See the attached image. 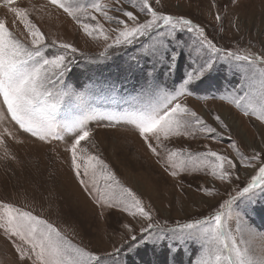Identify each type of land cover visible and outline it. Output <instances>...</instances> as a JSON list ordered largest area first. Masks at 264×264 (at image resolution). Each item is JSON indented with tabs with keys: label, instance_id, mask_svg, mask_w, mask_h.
I'll list each match as a JSON object with an SVG mask.
<instances>
[{
	"label": "snow or ice",
	"instance_id": "snow-or-ice-1",
	"mask_svg": "<svg viewBox=\"0 0 264 264\" xmlns=\"http://www.w3.org/2000/svg\"><path fill=\"white\" fill-rule=\"evenodd\" d=\"M17 2L0 0V7L7 8L22 22L29 42L17 38L6 21L0 19V108L19 129L40 141L62 140L63 134L74 137L68 149L72 167L94 202L102 208L115 209L146 222L139 237L132 225H123L131 241L124 251L132 253L150 245L154 254L159 252L163 257L160 264H169V257L175 264L181 251H187L188 245H197L198 255L190 259L189 264H264V234L255 232L245 220L246 209L256 202L258 195L264 198V155L260 151L253 149L251 156H244L233 144L239 167L254 169L249 181L235 195L230 194L214 215L185 223L176 221L174 226L154 220L153 213L146 210L142 200L121 184L99 156L89 154L85 158L78 154L86 151L80 146L92 135L91 123L106 122V127L128 124L148 150L164 161L173 177L186 172L210 173L214 180L228 184L233 179L239 180L234 159L212 151L207 145L206 151L194 154L186 149L169 148L167 142L173 137H194L196 132L214 138L211 134L217 133V128L182 103L181 97L192 94L205 78L219 70L221 64L229 67L239 81L231 92L219 98L233 104L245 116H255L264 122V57L226 51L209 39L198 24L159 12L150 0H124L138 10L134 13L116 7L114 11L125 19L109 15L113 9L104 0H47L49 5L80 24L87 36L104 41L99 60L85 58L90 63L110 60L114 55L112 49L131 50L124 65L116 66L115 79L100 84L94 82L80 92L65 83L71 66L76 63L78 49L57 40L46 43L44 34L31 21L28 11L14 6ZM120 2L115 0L116 4ZM96 14L114 26L106 28ZM184 35L189 39L185 40ZM49 49L63 51L50 53ZM185 60L189 62L188 68L181 74ZM124 85L131 86L136 95L131 102L124 101L127 107L119 111H100L86 103V97L98 90L105 93L112 104L119 105L122 99L120 87ZM73 101L78 111L71 119H66L62 109ZM3 118L0 114V122ZM213 118L220 128L227 130L228 126L219 115ZM3 144V136H0V145ZM198 190L207 197L218 195L215 188ZM0 230L13 240L21 261H31V264H111L100 255L73 244L52 223L10 203H0ZM257 239L258 244L255 243ZM120 252V248L115 250V253Z\"/></svg>",
	"mask_w": 264,
	"mask_h": 264
},
{
	"label": "rangeland",
	"instance_id": "rangeland-1",
	"mask_svg": "<svg viewBox=\"0 0 264 264\" xmlns=\"http://www.w3.org/2000/svg\"><path fill=\"white\" fill-rule=\"evenodd\" d=\"M104 2L113 9L109 15L120 19L125 18L114 11L116 7H124L134 13L138 11L124 3V0L120 4H116L115 0ZM150 3L159 12L192 20L204 29L209 39L226 51L264 57V0H160L159 4L156 0H150ZM14 6L28 11L31 21L44 34L46 43L57 40L70 43L78 49L76 63L71 66L72 70L65 80L77 91L84 92L86 86L94 82L100 84L115 79L116 66L124 65L131 55V50L112 49L110 51L114 55L110 60L90 63L85 58L99 60V54L104 50L103 40L87 36L80 24L62 10L49 5L47 0H18ZM96 15L106 28L114 26L104 21L99 14ZM0 19L6 21L17 38L29 42L22 22L7 8L0 7ZM183 38L189 39L187 35ZM48 51L54 53L63 50ZM188 63L187 60L182 63L181 74L188 68ZM218 69L195 87L192 94L181 97L182 103L202 116L207 124L217 128V133L211 134L214 138L196 132L194 137H173L167 143L169 148L186 149L194 154L210 148L234 159L238 165L239 180L233 179L228 184L214 180L210 173L186 172L173 177L164 161L148 150L138 133L128 124L106 127V122H93L89 125L92 135L87 141L81 142L80 148L86 151L78 154L85 158L89 154L99 156L121 184L134 192L146 210L153 213L154 220L162 225L166 222L167 226H174L176 221L185 223L214 215L230 194L235 195L246 185L254 169L239 167V157L233 144L244 156H251L253 149L264 155V122L255 116H245L233 104L219 98L237 86L239 77L226 65L221 64ZM171 83L169 81V87ZM179 86L177 83L176 87ZM119 95L122 98L120 104L114 105L105 93L97 90L86 97V103L100 111H119L127 107L124 101L131 102L136 92L131 86L124 85L120 87ZM77 111L75 101L62 109L66 119H71ZM0 114L4 116L0 122V136L4 139V144L0 145V203H10L31 211L52 223L76 246L100 255L111 264H131L128 257L132 259V264H160L163 261L159 252L153 253L150 245L132 253L124 251L131 241L123 225H132L139 237L140 229L146 222L115 209L102 208L94 202L73 170L71 153L68 151L74 140L71 134H63L62 140L46 143L19 129L4 109L0 108ZM215 115L224 120L227 130L219 127L213 118ZM100 182L103 183L102 180ZM202 187L215 188L218 195L204 196L198 190ZM245 220L255 232L264 234V198L260 195L246 209ZM232 226L235 227L234 221ZM255 243L258 244L259 239ZM117 248L121 249L120 253H115ZM197 248V245H188L187 251L179 253L175 264H189V260L198 255ZM112 253L115 255H109ZM0 264H31V261L20 260L13 240L3 230H0ZM169 264H172L171 257Z\"/></svg>",
	"mask_w": 264,
	"mask_h": 264
},
{
	"label": "trees",
	"instance_id": "trees-1",
	"mask_svg": "<svg viewBox=\"0 0 264 264\" xmlns=\"http://www.w3.org/2000/svg\"><path fill=\"white\" fill-rule=\"evenodd\" d=\"M93 64H91V65H89V66H92ZM85 68H90V67H86L85 66ZM213 94V93H212ZM123 252V251H122ZM129 258V262L132 264V259L130 258V257H128Z\"/></svg>",
	"mask_w": 264,
	"mask_h": 264
}]
</instances>
